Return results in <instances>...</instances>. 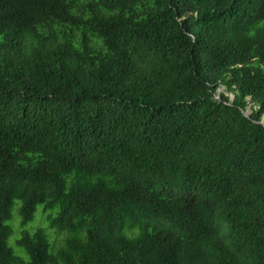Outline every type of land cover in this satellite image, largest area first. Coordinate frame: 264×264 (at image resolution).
<instances>
[{
  "label": "trees",
  "instance_id": "obj_1",
  "mask_svg": "<svg viewBox=\"0 0 264 264\" xmlns=\"http://www.w3.org/2000/svg\"><path fill=\"white\" fill-rule=\"evenodd\" d=\"M262 121L264 0H0V264H264Z\"/></svg>",
  "mask_w": 264,
  "mask_h": 264
},
{
  "label": "rangeland",
  "instance_id": "obj_2",
  "mask_svg": "<svg viewBox=\"0 0 264 264\" xmlns=\"http://www.w3.org/2000/svg\"><path fill=\"white\" fill-rule=\"evenodd\" d=\"M48 213H43V207L38 205L34 213V218L32 221L21 225L20 218L18 215V205L12 209V218L7 222L11 227V235L8 238V246L17 252L19 249L16 246V240L21 236L23 232L32 233L37 228H42L45 231L48 241L55 245H60L66 238L67 233H58L55 229L49 227L47 216ZM43 215V217H42ZM11 239V243L9 240Z\"/></svg>",
  "mask_w": 264,
  "mask_h": 264
},
{
  "label": "water",
  "instance_id": "obj_3",
  "mask_svg": "<svg viewBox=\"0 0 264 264\" xmlns=\"http://www.w3.org/2000/svg\"><path fill=\"white\" fill-rule=\"evenodd\" d=\"M220 91H221V90H219V92H220ZM247 114H248V113H247V112H245V115H246V116H247ZM262 123L264 124V121H262Z\"/></svg>",
  "mask_w": 264,
  "mask_h": 264
},
{
  "label": "clouds",
  "instance_id": "obj_4",
  "mask_svg": "<svg viewBox=\"0 0 264 264\" xmlns=\"http://www.w3.org/2000/svg\"><path fill=\"white\" fill-rule=\"evenodd\" d=\"M9 243H11V239L9 240ZM28 258L27 257H25V260H27Z\"/></svg>",
  "mask_w": 264,
  "mask_h": 264
}]
</instances>
